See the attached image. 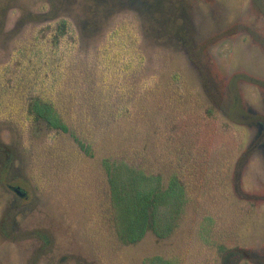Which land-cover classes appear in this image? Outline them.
<instances>
[{
  "label": "rangeland",
  "instance_id": "1",
  "mask_svg": "<svg viewBox=\"0 0 264 264\" xmlns=\"http://www.w3.org/2000/svg\"><path fill=\"white\" fill-rule=\"evenodd\" d=\"M60 19L50 45L39 30ZM33 97L90 152L29 118ZM121 153L205 182L170 236L117 238L101 160ZM224 249L264 264V0H0V264H222Z\"/></svg>",
  "mask_w": 264,
  "mask_h": 264
},
{
  "label": "trees",
  "instance_id": "2",
  "mask_svg": "<svg viewBox=\"0 0 264 264\" xmlns=\"http://www.w3.org/2000/svg\"><path fill=\"white\" fill-rule=\"evenodd\" d=\"M66 28L67 21L60 19L54 24L48 23L41 27L39 32L43 36H49L50 45H56L66 33ZM178 101L179 99L175 96L173 106ZM206 110L211 111L209 108ZM26 113L31 119L43 121L49 129L61 134H70L81 150L90 152V144L75 134L73 128L62 119L51 101L38 97L30 98ZM189 144L191 146L189 149L194 151L193 141L189 140ZM189 151L187 149V157L190 158L194 154ZM135 161V156H128L125 153L106 156L101 160L108 184V211L112 226L117 238L125 244L138 242L147 231L152 232L158 238L170 236L186 214L190 201L194 200V193L191 189L197 191L195 196L197 199L202 195L200 190L205 188V182L196 186L191 185L192 181L189 179L187 181L182 179L180 176L182 170H172L165 179L162 172L147 171ZM194 163L188 159L189 172L196 171L199 166H202L199 160L197 166ZM176 165L185 164L178 157ZM206 166H203L201 170L207 168V171H211ZM223 251L222 264H229L231 257L235 255L241 258L246 254V252L233 249ZM149 262L148 264H173L172 260L159 256L151 258Z\"/></svg>",
  "mask_w": 264,
  "mask_h": 264
},
{
  "label": "flooded vegetation",
  "instance_id": "3",
  "mask_svg": "<svg viewBox=\"0 0 264 264\" xmlns=\"http://www.w3.org/2000/svg\"><path fill=\"white\" fill-rule=\"evenodd\" d=\"M12 190H14V191H16V192H18V193H22L23 194V192H21V189L18 187V186H16V187H10Z\"/></svg>",
  "mask_w": 264,
  "mask_h": 264
}]
</instances>
